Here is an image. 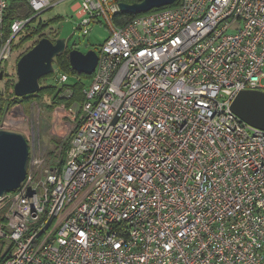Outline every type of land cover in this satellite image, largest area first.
Here are the masks:
<instances>
[{"label": "built area", "instance_id": "2783aa9c", "mask_svg": "<svg viewBox=\"0 0 264 264\" xmlns=\"http://www.w3.org/2000/svg\"><path fill=\"white\" fill-rule=\"evenodd\" d=\"M10 4L0 71L32 19L17 13L6 38ZM79 7L77 29L102 16L110 35L68 147H33L0 198L4 264H264V129L232 109L264 91V0H180L124 25L115 0Z\"/></svg>", "mask_w": 264, "mask_h": 264}, {"label": "rangeland", "instance_id": "374dc122", "mask_svg": "<svg viewBox=\"0 0 264 264\" xmlns=\"http://www.w3.org/2000/svg\"><path fill=\"white\" fill-rule=\"evenodd\" d=\"M79 2L80 0H61L56 6L42 11L37 20L31 21L29 27H25L15 37L11 55L1 69L3 71L4 68V77L0 79V129L22 133L29 142L30 154L33 147L42 152H51L59 145L66 149L82 115L77 113L76 116L72 114L69 116L64 109L65 103L59 104L57 108L50 107L62 85L60 79L59 81L56 79L55 74H59V77L62 75L58 70L52 71H55L54 75L44 77L40 83L43 91H38L34 96L17 97L14 93V85L17 81V62L43 37L51 40L63 37L66 38L69 46L81 49L83 52L89 50L98 52L110 35V29L102 16L89 26L87 34L77 29L80 18L79 10L75 6ZM41 21L46 24L44 36L40 38L37 35L31 38L32 29L36 28ZM91 80L90 75L69 73L68 82L71 85L81 82L88 88ZM52 84L55 86L52 87ZM7 209L8 207L0 202L1 225L5 223ZM7 248L8 243L0 239V257L5 254Z\"/></svg>", "mask_w": 264, "mask_h": 264}, {"label": "water", "instance_id": "95a60500", "mask_svg": "<svg viewBox=\"0 0 264 264\" xmlns=\"http://www.w3.org/2000/svg\"><path fill=\"white\" fill-rule=\"evenodd\" d=\"M177 0H141L133 3L120 2L124 13H146L154 8L171 5ZM66 38L53 41L41 38L17 62V81L14 93L23 97L37 93L41 89L40 78L54 70L55 58L65 52ZM71 67L78 73L92 75L97 63L95 50L83 52L77 48L68 53ZM4 77L0 71V79ZM233 111L252 126L264 129V91L242 90L232 104ZM30 157V145L20 132L0 129V198L17 189L26 178Z\"/></svg>", "mask_w": 264, "mask_h": 264}, {"label": "trees", "instance_id": "16d2710c", "mask_svg": "<svg viewBox=\"0 0 264 264\" xmlns=\"http://www.w3.org/2000/svg\"><path fill=\"white\" fill-rule=\"evenodd\" d=\"M137 1H141V0H115V2H117V3H120V2L133 3V2H137ZM179 3H180V0H177L176 2H174L171 5H166V6H162L159 8H154V9L150 10L149 12L154 11V10L164 9V8L171 7V6H175V5H178ZM17 13H20L23 16H26L27 18L32 17V19L26 24L25 27H29L30 22L37 20L40 16V15L34 16L35 13L30 11L29 7L26 5V0H11L10 7L7 10L6 17H5L6 18L5 19V35H6V38H8L11 35V27L10 26H11L12 22L14 21ZM142 14H145V13L131 14V13H124V12L120 11V12L115 13L113 18H114V22L116 25H124L127 22H129L130 20H132L133 18H135L139 15H142ZM45 26H46V24H44L43 21H41L40 24L36 28L32 29L31 38H33L37 35H39L38 37H40V38L43 37L44 33H45L44 32ZM53 41H55V40H53ZM13 47H14V45H13ZM71 49H74V47L67 45L65 52L55 58V61H54V70L55 71L58 70L59 73L68 74V75H69V73H73V74L77 73L78 74V72L71 67V64H70V61L68 58V53ZM79 50H81V49H79ZM55 71L50 72V73L42 76L40 78V83L42 82L44 77H46L47 75L48 76L54 75ZM80 74H82L83 76H88L87 74H84V73H80ZM55 75L57 77L56 79L59 81V74H55ZM90 76L92 78V75H90ZM54 86L55 85L52 84V87H54ZM67 87H70L73 90L72 95L68 96V97L64 93L65 89ZM84 88H85V86L81 82L77 83L76 85H71L69 82L62 83L61 89L58 90V93H56V95L54 96L53 103L50 104V107L57 108V106L59 104L65 103L66 107L64 109L67 111V113L70 116L71 113L69 112V108L75 103H81L84 101V99H85V96L83 93ZM42 89H43V87H41V89L39 91H43ZM34 94H30V95L34 96ZM28 96L29 95L24 96V97H28ZM8 253L5 252V254L2 257H0V264H4V262L6 261V259L8 257Z\"/></svg>", "mask_w": 264, "mask_h": 264}, {"label": "crops", "instance_id": "0c3cea01", "mask_svg": "<svg viewBox=\"0 0 264 264\" xmlns=\"http://www.w3.org/2000/svg\"><path fill=\"white\" fill-rule=\"evenodd\" d=\"M79 4H80V2L75 6V8L79 10L78 16H79V14L81 13V10H80V7H79Z\"/></svg>", "mask_w": 264, "mask_h": 264}]
</instances>
